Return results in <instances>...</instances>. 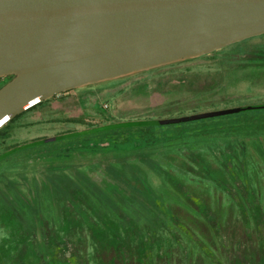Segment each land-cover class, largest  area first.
<instances>
[{
  "label": "rangeland",
  "instance_id": "374dc122",
  "mask_svg": "<svg viewBox=\"0 0 264 264\" xmlns=\"http://www.w3.org/2000/svg\"><path fill=\"white\" fill-rule=\"evenodd\" d=\"M218 57L190 59L193 61L75 89L47 106L49 111L25 116L21 120L24 126L17 130L12 141L52 137L86 128L59 122L71 117L83 116L94 124L106 117L110 121L161 120L264 102V75L253 80L254 83L247 77L225 78L224 82L217 77L219 71L226 77V70L247 66L249 61L257 60L256 64L264 67V37L230 48ZM180 78L192 84L178 91L174 84ZM160 80L167 87L157 89ZM217 85L229 87L223 91ZM218 124L219 128L212 127L204 133L205 139L198 143L202 148L193 149L186 143L182 149L170 148L165 157L163 152L158 154L155 148L146 146L123 152L112 146L126 137L141 139L145 132L142 129L107 131L49 145L43 152L58 154L54 158L45 157V168L37 169L29 177L18 178L13 172L0 175V210L14 213L23 231L34 238L35 248L44 254L42 261L31 260L35 264H46V254L86 262L90 243L82 245L78 239L81 235L87 238L84 233L87 230L82 234L75 230L74 235L68 236L72 227L68 223L74 224L81 206L93 211L95 216L88 214L99 218L98 221L109 215L104 217L106 223L111 219L115 224L106 225L108 229L137 228L143 241L149 238L151 244L144 242L140 251L132 236L128 238L129 247L118 246L123 252L118 256L126 258L128 264H138L139 258L149 264H204L202 258L188 259L183 242L176 239L177 233L162 227L163 187L194 210L206 206L212 211L208 215L205 208L204 214L198 210L194 215L176 207L174 227L180 225L198 243L211 245L216 256L219 259L221 256L222 264H264V136L256 134L264 130V115L252 119L249 130L242 133L239 127L233 129L229 121ZM171 126L174 128L154 129V141L168 133L183 134L191 127L187 122ZM144 134L145 138L149 135ZM156 157L163 165H159ZM70 205L74 208L72 212ZM96 209H100V214ZM1 224L0 221V238ZM106 227L101 226L100 232H107ZM212 235H216L214 244ZM202 247L206 250V246ZM173 252L175 256L170 254Z\"/></svg>",
  "mask_w": 264,
  "mask_h": 264
},
{
  "label": "water",
  "instance_id": "95a60500",
  "mask_svg": "<svg viewBox=\"0 0 264 264\" xmlns=\"http://www.w3.org/2000/svg\"><path fill=\"white\" fill-rule=\"evenodd\" d=\"M263 35L264 0H0V78L13 77L0 88V129L56 95Z\"/></svg>",
  "mask_w": 264,
  "mask_h": 264
},
{
  "label": "trees",
  "instance_id": "16d2710c",
  "mask_svg": "<svg viewBox=\"0 0 264 264\" xmlns=\"http://www.w3.org/2000/svg\"><path fill=\"white\" fill-rule=\"evenodd\" d=\"M260 37H264L260 36ZM257 38V37H256ZM254 39V38H252ZM249 39L248 41H250ZM248 41L236 43L234 45H230L231 49L235 48L243 43H246ZM228 48L227 50H230ZM226 50V51H227ZM225 49H221L219 51H215L209 55H205L203 57H200L199 60L202 59H216L218 56L224 55L226 52ZM218 57V58H219ZM198 60V59H197ZM193 60L184 61L182 63L191 62ZM180 63L179 65H181ZM256 61H249L247 63V66L238 67L234 69H228L226 70V77L223 75L224 72L221 73L219 71L217 77H221L222 82L228 78H233L237 80L239 77H247L252 82L253 80H256L257 78L264 75V67L259 66V64H256ZM13 77H5L0 78V80L5 79L4 82H0V88H2L7 82H9ZM226 78V79H225ZM181 80L177 81L176 85L174 83L175 89L178 91L184 90V86L189 83L191 85V81L187 82L186 79L180 78ZM172 82V81H171ZM254 83V82H253ZM158 88L157 89H163L167 87V84L160 80L158 82ZM221 85H217V88H221ZM229 86H225L223 88V91L226 90ZM213 88V87H212ZM211 89V87H209ZM73 91V90H72ZM71 91L56 95L46 101H43L27 111L19 114L16 116L13 120L8 122L4 127L0 129V175L5 173H11L15 174L20 177H29V174L36 173L37 169H43L46 167L45 163L47 162L45 160V157H51L53 158L58 154V152H53L51 155H47L45 152V148L49 145H57L59 143H63L72 139L81 138L83 136H91L96 133H107V131H120V130H129V129H139L144 130L149 135L145 138L144 135L146 134L142 133L141 139H134L133 137H126L123 141L119 142L118 144L113 143V147L123 151H129L132 149H138L140 147H148V148H155L157 150L158 154L164 153V157L167 154V151L170 148L179 147L180 149L184 148V145L186 143H190L191 148H202L201 145L198 143L202 142L205 139L204 133L212 128V127H218L219 128V122L223 121H229V125H232L233 129L236 127H239V130L245 131L249 130V126L251 124L252 119H254L256 116L264 115V102L261 104H249L244 106H236L234 108L229 109H237V112L225 116H219V117H213V118H207V119H201L197 121H191L187 122L190 123V126L193 128L187 129L183 134L181 132L178 133H168L165 135L158 136V142H155V133L153 130L155 129H161V128H174L171 125H158L157 121L154 119H146L145 121H110L107 117L104 119L105 121H100L99 124H94L92 122H89L86 117H71V118H65L60 119L59 122L62 124H72L75 126L81 125L85 126L81 131H64L63 133H58L55 136L52 137H43V138H35L28 141H15L13 142V136L19 130L21 127L24 126L23 123H21V120L33 113V112H40V111H49V109H46L47 106H50L54 101L59 99L60 97H63L70 93ZM46 109V110H45ZM103 109V107H101ZM100 109V110H101ZM51 112V110H50ZM99 114L104 117V113L102 111L99 112ZM226 126V125H225ZM231 129V130H233ZM154 130V131H155ZM236 130V129H235ZM257 136L261 137L262 134L264 136V130H261L259 133H256ZM180 135V136H179ZM143 136V137H142ZM178 136V137H177ZM143 138V139H142ZM199 139V140H197ZM190 140V142H188ZM12 141V142H11ZM143 141V142H142ZM199 141V142H198ZM210 146V145H209ZM91 149V148H89ZM93 154H96L97 152L93 149ZM156 161L159 163V165H163V161L161 159H158L156 157ZM161 163V164H160ZM66 166V165H65ZM166 167H171L169 165H166ZM2 171V172H1ZM164 185H166L164 183ZM160 196L162 199V211L164 213V225L163 228H171L173 229L177 235L176 239H179L183 242L187 257L190 260H196L198 258H202L204 264H217L214 262L216 261V254L213 250H211V245L205 244L204 241L201 243H198L195 238H191L188 235L185 234L184 231H182V227L176 226L174 227V212L176 207H182L183 209L189 211L190 213H193L196 215V211L199 210V212L204 211L206 206L201 207L199 209L191 208V205L184 202L179 196L176 194H173L166 188H161ZM71 206V205H70ZM85 206H81L80 211L78 212V217L76 216L73 220V223H68L72 225L70 229V233L68 236L74 235L75 230H78L79 233L82 234L84 230H87V232H84L87 234V238H84V235H81L78 239V241L83 245V242H89L90 246L87 248V257L86 262L84 264H128V260L126 261V258L120 259L118 256L119 254H123L120 250H118L119 245H125L129 247L130 243L128 244V238L129 236L133 237L134 245L137 248L138 251H140L141 248L144 247L145 243H150L149 238H146L145 241H143V238L141 237V232L139 229H128L126 231L123 230H117L116 228H107L106 225H113L115 222L111 219H108V224L106 223L105 216L103 219L98 221L97 219H94L91 217L88 213L92 216H95L93 211L89 210L86 211L84 209ZM87 208V207H86ZM71 212L74 211V208L70 207ZM88 209V208H87ZM100 214V209H96ZM201 210V211H200ZM209 208H207L206 211H208ZM105 213V212H104ZM204 214V212H202ZM212 211H208L207 214H211ZM109 216V215H107ZM210 217V216H207ZM117 218V217H116ZM102 219V218H100ZM107 219V218H106ZM117 220H119L117 218ZM176 220V219H175ZM0 221L1 229H2V236L0 238V264H35L31 260L35 258L38 261H42L43 259V253L38 250V248H35V240L31 236L29 237L26 232L23 231V227H21V223H19L18 218H16V215L14 213L11 214V211L1 209L0 210ZM64 223L65 227L68 225ZM177 224V223H176ZM105 225L107 228V232L101 233V226ZM218 229V227H217ZM120 231V232H117ZM130 231V232H129ZM90 232V233H89ZM215 233V232H214ZM213 237V243L216 242V235H212ZM152 240V238H150ZM77 241V242H78ZM145 242V243H144ZM200 242V241H199ZM52 243V242H51ZM88 244V243H87ZM206 246V250L202 246ZM151 247V246H148ZM178 248V247H177ZM140 253V252H139ZM176 253V250H175ZM175 253H170L173 256H175ZM32 256V257H31ZM138 257L139 254H138ZM216 262L218 264L221 263V256H219ZM172 256H170V259L172 260ZM47 263L46 264H81L75 259V257H72L70 259H61L57 257L56 255H48L46 254ZM139 260L138 264H149L146 263L142 259H136V261ZM37 261V262H38Z\"/></svg>",
  "mask_w": 264,
  "mask_h": 264
}]
</instances>
